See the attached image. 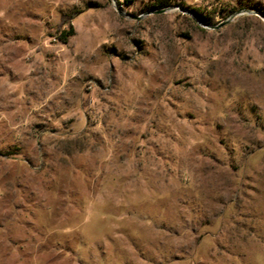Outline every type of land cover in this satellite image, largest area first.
Wrapping results in <instances>:
<instances>
[{
  "label": "rangeland",
  "instance_id": "1",
  "mask_svg": "<svg viewBox=\"0 0 264 264\" xmlns=\"http://www.w3.org/2000/svg\"><path fill=\"white\" fill-rule=\"evenodd\" d=\"M263 16L0 0V264H264Z\"/></svg>",
  "mask_w": 264,
  "mask_h": 264
},
{
  "label": "trees",
  "instance_id": "2",
  "mask_svg": "<svg viewBox=\"0 0 264 264\" xmlns=\"http://www.w3.org/2000/svg\"><path fill=\"white\" fill-rule=\"evenodd\" d=\"M126 4H132L136 0H123ZM150 2V9L159 11L163 9L170 8L173 4L174 1L176 0H148ZM120 4V2H118ZM197 14H199L201 17V22L204 23L207 26H210V21L208 18H205L204 16L201 15V12L199 10H195ZM74 35V29L71 26L69 30L62 32L60 36V40L63 41L64 43Z\"/></svg>",
  "mask_w": 264,
  "mask_h": 264
},
{
  "label": "water",
  "instance_id": "3",
  "mask_svg": "<svg viewBox=\"0 0 264 264\" xmlns=\"http://www.w3.org/2000/svg\"><path fill=\"white\" fill-rule=\"evenodd\" d=\"M171 8V7H170ZM170 8H167V9H163V10H159V11H155V13H164L165 11H167L168 9H170ZM264 17V16H263ZM200 23L203 25V26H207V25H205L204 23H202L201 21H200ZM208 27H210V28H214V26H208Z\"/></svg>",
  "mask_w": 264,
  "mask_h": 264
}]
</instances>
